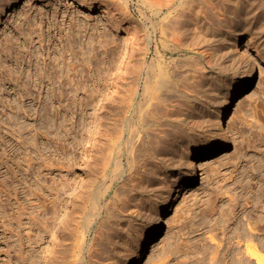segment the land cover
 Returning a JSON list of instances; mask_svg holds the SVG:
<instances>
[{"label":"rangeland","instance_id":"obj_1","mask_svg":"<svg viewBox=\"0 0 264 264\" xmlns=\"http://www.w3.org/2000/svg\"><path fill=\"white\" fill-rule=\"evenodd\" d=\"M13 1L0 0V18ZM93 1L107 12L83 9L69 0H22L0 23V264H28L32 249L37 253L35 264H126L140 229L158 212L163 189L182 174L189 159L196 158L200 146L216 138V112L226 87L242 76L252 61L249 87L233 108L223 159L212 168L198 169L190 188L177 196L166 213L163 232L141 262L195 264L202 260L201 250L212 234L225 235L224 227H217L214 220L223 216L221 210L229 205L222 198L234 193L238 179L246 177L247 182L250 173H258V177L264 173V23H234L233 40L229 37L230 23L215 32L190 23L182 29V36L168 39L165 46L161 36L149 43L145 26L152 29L153 24L151 19L142 23L144 0ZM150 68L156 72L152 90L158 95L148 101L144 92ZM163 69L165 77L157 73ZM160 78L169 86L159 84L161 80L157 83ZM135 90L136 96L132 95ZM133 99L135 105L145 101L139 111L145 113L142 133L149 131L157 155L148 148L139 154V171L133 175L139 182L132 176L134 180H129L130 169L125 178L115 181L85 250L80 249V231L66 239L67 246L62 244L67 249L55 246L60 251L65 249L55 254L53 243L67 222L71 220L75 227L74 223L82 219L87 203L80 193L88 174L100 175L102 190L112 183L114 168L103 175L102 160L123 118L131 116L127 109ZM183 128H188L187 140L182 137ZM150 141L152 144V138ZM181 154H185L183 158ZM164 156L165 164L160 163ZM258 177L253 180L255 187L260 183ZM53 201L59 205L56 214ZM120 205L126 208L122 210ZM52 209L54 218L48 221ZM107 211L116 215L111 217ZM244 212L240 211L239 219L246 217ZM203 215H210L209 221ZM30 222L36 226L33 230ZM115 224L127 232L117 226L116 230ZM108 225L117 232L111 234ZM210 225L215 226L212 229ZM33 231L36 234H31ZM37 231L45 238L30 243L29 237H39ZM207 244L206 248L217 245L213 239ZM240 244L246 247L244 241Z\"/></svg>","mask_w":264,"mask_h":264},{"label":"bare ground","instance_id":"obj_2","mask_svg":"<svg viewBox=\"0 0 264 264\" xmlns=\"http://www.w3.org/2000/svg\"><path fill=\"white\" fill-rule=\"evenodd\" d=\"M21 1L22 0H14L12 2L11 7L6 12H4V14L1 16L0 23H4L8 19V17L14 13V11L18 8ZM69 1H70V3L71 2H76V3L78 2V5L83 9L99 8V9H102L103 12H107L106 8H104L103 6L98 7L95 4V1H93V0H69ZM144 1L146 3V5L144 6L145 9L150 8L151 12L153 11V13L148 12L149 10L147 11V9L146 10L141 9L140 12H142L141 15H143V16H141V18L142 17L145 18V19L143 18L142 23H143V25H144V23H149V21H147V20L151 19L150 23H152L153 25L151 26L152 29L149 26L148 27L145 26L146 28L144 27L146 31H144V28H142V29L144 32H146V35L148 37H150L149 43H151L153 40L158 39L159 36H161V37L165 38L162 40L165 42V44H164L165 46L169 45L168 39L173 40V39H175V38H172L174 36H182V34L184 33L183 30L187 29L188 26L191 25L190 23H196L198 25V29L199 28H205V30L206 29H212L213 32L217 31L221 27H224L225 24L230 23L228 25L230 28L229 29V37L232 40L235 37V28L236 27H235L234 23H264V0H159L160 2L159 1L155 2V0H144ZM142 2H143V0H142ZM163 13H165V15L162 16L163 18H161V15ZM72 15L76 17L78 14L72 13ZM107 15H109V14L107 13ZM142 23H141V25H142ZM143 35H145V34L143 33ZM195 38L197 39V37H195ZM144 40H146L145 37H144ZM197 41H198V39H197ZM146 44H148L147 41H146ZM148 46H147V48H149ZM144 48H146V47L144 46ZM143 60H145V59H143ZM252 69H253V62L249 61V66L242 76H238V73L236 71L235 77H237V76L238 77L235 78L233 80V82L226 87L225 93H224V95L220 101L219 108L216 112L217 127H216V130L214 132V137H216V138H213L211 142H209V143L206 142L202 146H200L198 149L199 153L196 154V158L194 160L191 158V160L189 159V162L186 164L184 159L186 161H188V159H186L185 156H184V159H180V160L184 161L182 163L186 164L185 170L182 171V174H180V176L178 178H176L174 181H171L170 184L165 189H163V192H162V194L158 200V212H157V214H155V216L153 217V219L151 220V222L148 225H146L145 227L140 229L139 234H138V243L134 246V249L131 252V254L128 255L126 264H141L142 260L146 257V255L150 251L151 247L153 246V243L155 242L158 235L163 232V227H164L163 221H164V218L166 217V213L171 208V206H172L174 200L177 198V196L180 195L183 191L188 190L190 188V184L193 181H195V179H196V173H197L198 169H202V170L205 169L206 170L207 168H212L213 163H217L218 161L223 159V157L225 155V153H224L225 149L229 145V136H228L229 133L228 132L232 128L233 108H234L235 104L237 103V100L244 95L245 91L249 87L250 80H248V76H250V72L252 71ZM153 70L155 71V69L150 68L147 72L148 75L146 74L147 83H146L144 95L146 98H148L147 99L148 101L154 100L156 98L155 96L158 95V94H156L157 93L156 91L152 90L153 85H155V82L153 83L155 78H153V77H154V74L156 73V72H153ZM157 73H159L160 76H162V77L164 74H166L164 69L160 70ZM165 76L166 75H164V77ZM158 80L159 81L157 83H159L160 80L162 82V78H160ZM168 80H170V79H168ZM161 82L159 84L162 85L163 82L162 83ZM166 83H164L163 85L167 86L168 84H166ZM155 87H156L155 89H157L159 87V85L157 84ZM137 92L138 91L135 90L134 92H132L133 93L132 95L136 96ZM158 98H160V97L158 96ZM158 98H157V100H158ZM160 100H161V98H160ZM162 100H163V98H162ZM139 101H140V99H139ZM148 101H147V103H149ZM144 102L138 103L137 105H135V101L133 99L132 101L129 102L130 104L128 103L130 108H128L127 111L131 112V116L130 117L128 116L127 118L126 117L123 118L124 120L122 119L123 125H121L119 128H117V131H119L117 137L115 138V140L113 139L114 141L112 140L113 142H110V145L108 144L109 151L107 152V155L103 156V160H102L104 162V164H103L104 165L103 175L108 174L109 171H112V170H110L111 167L114 168L113 172H115V175L112 178V181H111L112 183L110 182L111 184L108 187L105 186V184H104V187H107V188L102 190L103 182H101L100 175H94L91 171H89L91 173L88 174L89 178H87L88 180L86 181V187L82 191L83 194L80 193L83 202L87 203V204H85V206L82 209V210H84V213L82 212V214L80 216V218H82V219L77 220L76 223H74L75 224V227H74V226H72L73 223H70L71 220L68 221L70 218L65 216V218L67 217L68 222L65 219L64 220L68 223V225H65L66 227L64 229L62 228L63 229V231H61L62 234H60V237L58 236V238L55 240L56 244L53 243L54 247L55 246H58V247L64 246L66 244L64 242H66V239L68 237H73L75 234L82 231V233L80 232V234L78 233L77 235L80 239V241H79L80 249L82 251L85 250L86 246L88 244L89 235L92 233V230L95 226L94 222L97 221L99 214H101L103 212L102 211V204L105 201V199L108 198L107 195L110 193L111 189L113 188L115 181L118 180L120 177L125 178V175H126L125 173L129 169L131 170V172L129 171L130 172V177L128 176L129 180L131 179V176L133 177V175L136 171H139V156H141L139 154L141 152H143V149L148 148L149 151L151 153H153L152 155H157L158 148H156L154 146L155 144H153L154 143L153 137L152 136L150 138L148 137L150 134L149 131L146 133H142V132H144L142 123L144 122V116H145L144 114L145 113L143 112L144 114L143 113L140 114L139 111H142V109H144L143 108L145 106ZM151 103H153V102H150V104ZM132 106H134V107H132ZM185 129H184V131H185ZM187 129H186V131H187ZM191 130H193V126H192V128H190V131ZM186 131L184 133H183V131H181V134L183 133L182 137L187 140L190 138V136L188 133H186ZM151 138L153 141L152 142L153 145L151 144V141H150ZM146 151L148 152V150H146ZM175 152L178 153L177 150ZM180 153L181 152H179V154ZM181 155L182 156H180V157L183 158V155H185V154H181ZM158 156H159V154H158ZM155 161H157V160H155ZM163 162H164V164L166 163L165 156L162 159L160 157V163H163ZM172 164H174V163H172ZM155 165H156V162H155ZM101 168H100V171H101ZM159 169H161V168H159ZM98 170H97V172H98ZM100 171L98 173H100ZM136 174H137V172H136ZM111 175H112V173H111ZM137 177L135 176L136 180L138 179V182H139V177L138 178ZM249 177H250V179L247 182H244V179H246V177L241 179V180L238 179L237 181L239 182V184L234 188V190H232L234 193L233 194L226 193V195L228 197L224 196L222 198L223 202H226V204L227 205L229 204V205L226 207L225 206L226 204L223 203V204H225L224 205L225 209L221 210V213L223 211V216L220 215L219 219L218 218H217V220L214 219L216 221V224L214 223V220L212 221L213 218L211 219L210 223L212 222L216 226L218 225L217 227H224V229L223 228L222 229L224 230L225 235L223 234V237H221L218 233L217 235L220 236L219 238H221L219 240L217 235L212 234L210 238L215 240L217 245L214 246V244H212L211 246H214V247H211L209 245L210 247L206 248L205 244L207 246L208 245L207 243H209L210 241L212 242V239L211 240L209 239L210 241H208V239H207L208 242L205 241L207 243L204 244L203 250H201L202 254H203L201 257L202 260L195 263V264H264V173H263V176L258 177V173L252 172L249 174ZM256 177L259 178L258 182H260V183L255 187V186H253V183H254L253 180H255ZM126 179H128V178H126ZM134 179H131V180H134ZM110 180H111V178H110ZM136 180L134 181L135 183H137ZM130 182H132V181H130ZM133 185H134V183H133ZM238 187L242 188L241 191H238ZM86 190H88V191H87V194L85 195ZM229 193H230V190H229ZM220 194H221V192H220ZM224 194H225V192L223 193V195ZM123 199H124V197H123ZM126 199L127 198L125 197L124 200H126ZM243 199H245V200H243ZM121 200H122V198H121ZM227 200H229L230 202H227ZM114 201H116V200H114ZM122 201H121V203H122ZM55 202L53 201V203H55ZM124 202L126 203V201H124ZM124 202H123V205H124ZM117 204H118V202H117ZM91 205H93L92 210H90ZM241 205H242V208L240 207ZM109 206H110V204H109ZM120 206H119V208H120ZM116 207H118V206H116ZM124 207L121 206V209ZM222 207L223 206H221V208ZM47 208L49 211V207H47ZM54 208H56L54 210V213L56 214V211L58 210L57 208H59V205L55 203L53 209ZM53 209L51 212H48L49 213V218L47 219L48 221L50 218H52V217L54 218L53 215H50V213H53ZM107 209H109V208H107ZM211 209H212V207H211ZM122 210H124V209H122ZM241 210L243 212L245 211L244 213H245L246 217L244 218V216H243L242 218L240 217V219H239L238 217L240 216L239 213ZM46 211H47V209H46ZM205 211H206V209H205ZM120 212H122V211H120ZM108 213H109V215L111 214V217L113 216L111 212H108ZM57 214H58V212H57ZM71 214H69L68 216L74 217L75 213L73 215H71ZM203 214H204V212H203ZM206 214L208 215V213H206ZM115 215L116 214H114V216ZM33 216H36V214ZM43 217H42V219H41V217L40 218L37 217V218H39L42 221V220H44ZM207 217H211V216L210 215L209 216L203 215V218H205V220L208 219L207 221H209L210 218H207ZM37 218L35 219L36 222L38 220ZM102 219H104V218H102ZM30 220H31V217L29 216V221ZM35 220H33V221H35ZM72 220H76L75 217L72 218ZM205 220H204V223L207 224V226H208V223H206L207 221H205ZM41 221H40V223H41ZM45 221H43V222H45ZM65 221H63L64 224H65ZM113 222L115 223V221H113ZM30 223H31V225H29ZM30 223H28V225L30 226V227L29 226L28 227L33 230V228L35 226L34 222H30ZM103 223L104 222L100 223V225L104 226L105 223L104 224ZM111 223H112V221L110 222V224ZM114 223L112 225H114ZM121 224H122V222H121ZM121 224H119L118 226L115 224L114 228H116V230H117V227H118L119 229H121L123 231L125 229V227L123 229V226ZM109 225H108V227H109ZM215 225H213V226L210 225V228H212V227L214 228ZM46 226H48V225H46ZM49 227H51V225H49ZM49 227H47V230ZM98 227H99V224H98ZM205 227H206V225H205ZM81 228H83V229H81ZM114 228H112L110 230V227H109L107 229H109L108 231L112 234L114 231L113 230ZM207 228L209 229V227H207ZM207 228H206V230H207ZM223 230H222V232H223ZM38 231L40 232V230H38ZM38 231H37V234L39 237H36V239L32 238V237H35L36 235L29 237L28 240L31 239L30 243H32L34 241L36 242L38 240L39 241L43 240L44 234L42 235L41 234L42 232L39 234ZM44 231L45 230H43V232ZM100 231H99V233H100ZM103 231L106 232V230H102V232ZM122 231H120V233ZM35 232L36 231L31 232V234L35 233ZM114 232H117V231H114ZM123 232H127V231L125 230ZM209 233H210V229H209ZM214 233H217V232H214ZM29 234H30V232H29ZM103 234L106 235L107 233H103ZM108 237H110V236L108 235ZM119 237H120V235H119ZM113 238L114 237H112L111 239H113ZM217 239L219 241H217ZM113 240H112V242H113ZM116 241H117V239H115L114 242H116ZM242 241H244V243L246 244L245 248H243L244 246L242 247L240 244ZM113 243H111V244H113ZM38 244H39V242H38ZM62 244H64V245H62ZM29 245H32V244H29ZM34 245H36V243ZM66 246H67V244H66ZM66 246H64V247L67 249ZM54 249H56V247ZM54 249H53V251H54ZM32 250L36 251V249H32ZM32 250H31V254L29 253V256H27V257H29L28 258L29 260L31 259L30 260L31 263L29 261L28 264H35V262H36L35 256H37V253L35 251H32ZM56 251H54L55 254H57L58 252L63 253V251H60L59 248L56 249ZM103 252H104V250H103ZM210 253H212V254L210 255ZM52 255H54V254H52ZM65 255H68V252H65ZM62 256H63V254H62ZM64 258H66V256ZM208 258H209V260H208ZM61 261H63V260H61ZM55 263H56V261H55ZM55 263H53V264H55ZM84 263H81V264H84ZM72 264H74V263L72 262Z\"/></svg>","mask_w":264,"mask_h":264}]
</instances>
